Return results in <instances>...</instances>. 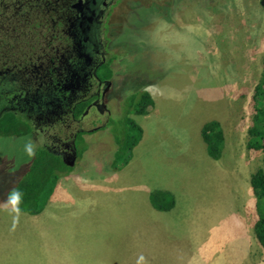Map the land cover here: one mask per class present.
Here are the masks:
<instances>
[{"label": "rangeland", "instance_id": "1", "mask_svg": "<svg viewBox=\"0 0 264 264\" xmlns=\"http://www.w3.org/2000/svg\"><path fill=\"white\" fill-rule=\"evenodd\" d=\"M165 1L125 0L117 9L106 50L121 100L112 104L106 128L83 134L73 166L47 187L51 205L43 221L18 222L5 196L41 141L0 135V236H29L25 243L0 241L1 254L35 251L41 243L54 250L60 237L72 264H127L125 255L133 264H173L178 214L163 211L171 201L197 210L196 198L217 202L223 187L234 206L246 203L242 187L263 165L261 152L246 147L253 89L263 70L262 0H170L166 13L158 11ZM141 90L153 105L128 114L127 101ZM126 114L139 132L127 130L133 140L118 153L112 123L123 124ZM210 120L224 134L218 159L208 155L200 133ZM189 219L194 223L199 215ZM259 247L255 259L264 264ZM199 254L194 248L189 264H201ZM13 255H1L0 264H24Z\"/></svg>", "mask_w": 264, "mask_h": 264}, {"label": "flooded vegetation", "instance_id": "2", "mask_svg": "<svg viewBox=\"0 0 264 264\" xmlns=\"http://www.w3.org/2000/svg\"><path fill=\"white\" fill-rule=\"evenodd\" d=\"M124 1L0 0V115L22 116L62 162L74 164L83 134L103 128L121 100L106 40Z\"/></svg>", "mask_w": 264, "mask_h": 264}, {"label": "crops", "instance_id": "3", "mask_svg": "<svg viewBox=\"0 0 264 264\" xmlns=\"http://www.w3.org/2000/svg\"><path fill=\"white\" fill-rule=\"evenodd\" d=\"M242 188L244 189L243 198H245L246 203H242L241 200L240 205L237 206H234V201H229L224 196L223 187L220 188L221 193L217 197V202L207 203L200 201V198H196L194 203L197 206V210L191 204L184 202L181 205L176 202V199L172 201L168 210L177 212L178 222L175 228L178 227L179 230L175 236L174 250L171 255L174 258L173 264H189L194 248L197 252L200 251L199 256L203 257L201 258L203 260L201 264L263 263L260 262L261 260L257 261L255 259L256 249L260 248L253 232V225L256 220L255 196L249 182L243 185ZM233 194H235V191H233ZM207 198L209 197L205 199ZM49 200L50 198L46 199V202H48H45V205L37 213L21 212L13 205L7 210L9 213H13V210H15L13 214L18 222H22L23 225H31L47 218L45 212L48 206L51 205ZM163 211H167V209ZM193 212H197L199 221L191 223L189 218H191ZM19 216L21 218L17 219ZM203 222H205L204 226L202 225ZM28 237L17 236L22 243H25ZM159 237L154 236V238ZM17 238H14L13 235L0 236V241L14 243ZM63 242V239L57 237L54 250L41 243L39 249L37 248L35 251H29V249L24 248L4 254L0 253V256L3 255L4 258L15 259L16 256L13 254H17L20 260H24V264H29L30 260H33V264H72L71 257L67 253L68 250L65 249ZM210 245L214 247V250L210 251L209 254L208 247ZM125 256L127 264L134 263V261L129 263V258L134 259V257ZM211 258H216V260L212 262ZM135 263L138 264L137 262Z\"/></svg>", "mask_w": 264, "mask_h": 264}, {"label": "trees", "instance_id": "4", "mask_svg": "<svg viewBox=\"0 0 264 264\" xmlns=\"http://www.w3.org/2000/svg\"><path fill=\"white\" fill-rule=\"evenodd\" d=\"M262 75L260 81L253 89L252 98L254 101V115L252 123L247 129L246 147L248 149L259 150L262 154V167H258L249 178L251 190L255 196V207L257 219L253 225V232L256 240L264 249V56L262 57ZM130 114L131 110L137 114H144L147 108L153 105V99L144 91H139V95L133 94L127 101ZM135 104V105H133ZM131 109V110H130ZM122 123L113 122V142L115 150L121 152L122 149L130 145L133 138H129L128 131L139 132L137 124L128 116H125ZM120 122V121H119ZM106 125V124H105ZM103 128H106L105 126ZM30 132L29 126L22 116L11 112L0 115V135H25ZM201 137L205 142L207 153L213 159H218L222 153L224 145V134L220 123L216 120L205 122L201 127ZM118 148V149H117ZM69 166L51 151L40 147L34 153L30 161L29 168L24 175L7 191L6 199L17 210L27 213L39 212L47 199V187L54 183L58 174ZM172 204V201L168 209Z\"/></svg>", "mask_w": 264, "mask_h": 264}, {"label": "water", "instance_id": "5", "mask_svg": "<svg viewBox=\"0 0 264 264\" xmlns=\"http://www.w3.org/2000/svg\"><path fill=\"white\" fill-rule=\"evenodd\" d=\"M261 3H262V5H264V0H262ZM73 161H74V160L72 159V160L69 161V162H63V163L66 164V165H68V166H72Z\"/></svg>", "mask_w": 264, "mask_h": 264}, {"label": "clouds", "instance_id": "6", "mask_svg": "<svg viewBox=\"0 0 264 264\" xmlns=\"http://www.w3.org/2000/svg\"><path fill=\"white\" fill-rule=\"evenodd\" d=\"M26 151L28 152L29 156L33 154L30 146H26Z\"/></svg>", "mask_w": 264, "mask_h": 264}]
</instances>
